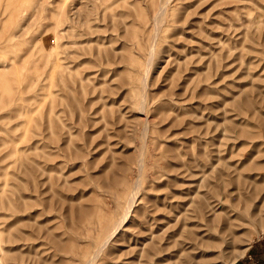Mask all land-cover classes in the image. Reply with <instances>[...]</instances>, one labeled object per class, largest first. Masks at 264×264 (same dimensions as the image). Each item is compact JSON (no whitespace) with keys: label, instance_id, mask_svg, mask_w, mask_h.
Masks as SVG:
<instances>
[{"label":"rangeland","instance_id":"obj_1","mask_svg":"<svg viewBox=\"0 0 264 264\" xmlns=\"http://www.w3.org/2000/svg\"><path fill=\"white\" fill-rule=\"evenodd\" d=\"M181 1L167 4L176 22L154 36L139 95L133 60L149 58L150 0H0V264H82L93 222L123 200L114 197L121 166L142 151L140 201L121 229L144 207L162 213L163 192L179 196L189 180L196 210L131 226L123 260L105 254L121 246L117 230L96 264L243 261L264 209L246 219L217 201L206 211L205 197L250 153L264 165V0ZM44 43L55 45L57 65L41 56ZM255 175L263 179L264 168ZM259 188L254 203L264 181ZM145 234L153 242L142 250Z\"/></svg>","mask_w":264,"mask_h":264},{"label":"bare ground","instance_id":"obj_2","mask_svg":"<svg viewBox=\"0 0 264 264\" xmlns=\"http://www.w3.org/2000/svg\"><path fill=\"white\" fill-rule=\"evenodd\" d=\"M171 0H150V6L148 13L146 14L144 19H150V27L151 30L148 32L146 35V39L144 41V44L146 47L150 48V54L149 58L146 61V63L142 64L141 62H137V60H133L138 64L139 70L142 69L143 75L135 76L134 80L137 81V89L140 94H144L145 92V86H146V72L148 67L151 64V57H152V52H153V47H154V36L157 34V32L162 28L163 24L168 20L169 22H176V19L171 20L172 18L168 17V11H167V4ZM181 1V0H180ZM182 2V1H181ZM94 5V3H92ZM61 11L67 13L65 7H60ZM79 10L81 11L80 7ZM87 11L91 10V7H88L86 9ZM60 11V12H61ZM188 14V13H187ZM56 18L58 20H61L58 18V15H56ZM66 21L71 22V18L68 16V18L63 19ZM73 25H68V27L71 29ZM23 31V30H22ZM20 33V32H19ZM23 33V32H22ZM60 28H53V34L55 39H58V37L62 34ZM16 33L11 34V36H15ZM21 35V34H20ZM55 44V43H54ZM143 44V46H144ZM27 45L30 46V43ZM142 46V47H143ZM43 47V54L41 55L42 57L49 59L52 62V65H57V60L55 59V45H52L51 47L49 44L44 43L42 45ZM54 47V48H53ZM8 60H11V63H16L15 58H9ZM4 64V63H3ZM37 69V68H36ZM40 72V70L38 71ZM145 72V74H144ZM144 97L142 96L140 99V102L142 103L144 101ZM140 103V105H141ZM148 123L146 122L143 126L142 129V140H144L145 135L147 134V127ZM258 154L255 153H250L246 158H244L240 163H233L231 167H226L227 171H233L234 175L232 177L226 179L224 176H222L221 179V185L219 188L216 189V191L211 192V196H206L205 197V202L207 205L206 211H209L210 208L214 209L215 206L217 205L218 202L221 201H227L230 203L229 210H232L233 208L237 209V211L240 213L242 217L246 216V219H252L253 216L256 214L260 213L264 209V194L261 195L258 199L257 202L254 203L256 197H258V191L262 182L264 181V178H258L255 179L257 176L255 174L259 173L260 171L263 170L264 165L259 162L258 160H254L255 157H257ZM143 151L140 152L138 155L134 156L133 158L129 159L126 161L125 164L121 166V169L123 170V177H122V183L119 188H115L114 191V197L115 198H123L122 201H117L115 204H117V212L115 215L112 213H105L100 216L99 219L93 222V229L92 232L89 234V237L91 240L94 242V247L90 251V253L85 257L86 259L82 262V264H96L97 257L101 254L102 249L107 246V244L110 241V238H112V235L117 232V230L122 231L119 237H116L114 240H116L117 245H121L120 247L116 248H110L108 251H106V256L109 257L110 255L114 254L111 257H117L120 258L121 260L122 257L126 253L124 252H117L119 250H123V245L125 242H127V239L125 237V234L128 232L129 228L131 226H134V228L137 229H142V228H147V225L153 221V220H162L164 219L163 217L168 218V220L172 219H178L180 214L184 215V213L191 207L192 211L195 212L197 205H195V200L197 197H195V190L196 186L192 184V180H189L187 184H184L183 187H186L185 191L180 190V194L178 196V191H165L163 192L162 196L160 199H162V213L155 215L153 213H147V207H144L143 209H139V212H135L132 214L131 219L127 222V228L126 229H121L124 223V220L126 217L129 215L131 212V207L134 205V200L138 199L136 194L137 190L140 188V182H141V172H142V166H143ZM250 160H253V164H250ZM231 169V170H230ZM130 170H136L138 172V175L136 178L130 179L125 177V172L130 171ZM246 171V172H244ZM224 172L220 171L219 175H223ZM229 174V173H228ZM238 174V175H236ZM244 174V175H242ZM263 177V176H262ZM205 183H208V179L205 180ZM207 185V184H205ZM249 185V186H248ZM253 187V190L248 191L251 187ZM209 189V186H208ZM207 189V190H208ZM213 187L209 189V191H212ZM244 191V192H243ZM240 199L242 203H244V206L238 207L235 204V200ZM140 199H138L139 203ZM218 201V202H217ZM224 203V202H223ZM254 203V206L252 207ZM187 204H189L187 206ZM251 207L253 210H251ZM228 209V208H227ZM226 209V210H227ZM138 210V209H137ZM136 210V211H137ZM184 211V212H183ZM204 210V206L202 208V212ZM238 213V214H239ZM235 216V215H234ZM185 217V215H184ZM235 226L234 221L230 222L228 224L229 228H233ZM261 226V232L264 230V223L260 225ZM118 231V233H119ZM142 233L143 231H139ZM258 231H255L251 234V238H249V241L253 240L255 235L257 236ZM259 237V236H258ZM153 236L150 234H145L144 236L141 237L142 242L141 243V248L144 249L146 246L150 245L151 243H148L147 241L149 239H152ZM250 242H247L246 244L243 245L241 250L238 252V256H242L244 251L248 248ZM152 246V245H151ZM133 249V247H132ZM143 251L140 253L142 254ZM237 256L235 255L229 262L226 264H234L237 261ZM130 264V263H129Z\"/></svg>","mask_w":264,"mask_h":264},{"label":"crops","instance_id":"obj_3","mask_svg":"<svg viewBox=\"0 0 264 264\" xmlns=\"http://www.w3.org/2000/svg\"><path fill=\"white\" fill-rule=\"evenodd\" d=\"M246 256L239 264H264V230L246 249Z\"/></svg>","mask_w":264,"mask_h":264}]
</instances>
